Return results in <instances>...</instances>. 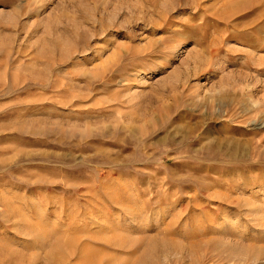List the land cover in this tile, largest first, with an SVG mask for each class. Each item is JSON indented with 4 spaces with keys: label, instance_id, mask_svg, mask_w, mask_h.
Here are the masks:
<instances>
[{
    "label": "rangeland",
    "instance_id": "obj_1",
    "mask_svg": "<svg viewBox=\"0 0 264 264\" xmlns=\"http://www.w3.org/2000/svg\"><path fill=\"white\" fill-rule=\"evenodd\" d=\"M0 264H264V0H0Z\"/></svg>",
    "mask_w": 264,
    "mask_h": 264
}]
</instances>
